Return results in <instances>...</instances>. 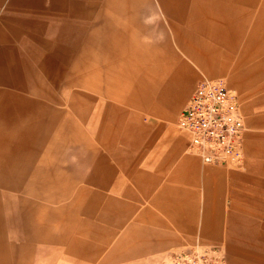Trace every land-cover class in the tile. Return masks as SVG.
<instances>
[{"label":"rangeland","instance_id":"1","mask_svg":"<svg viewBox=\"0 0 264 264\" xmlns=\"http://www.w3.org/2000/svg\"><path fill=\"white\" fill-rule=\"evenodd\" d=\"M80 1L83 18L66 24L70 36L60 45L63 24L49 23L57 16L0 0V264H264V239L256 246L235 233L222 204L221 217L206 220L214 235L203 233L217 171L225 188L234 182L255 196L264 188V65L250 70L258 58L245 59L241 44L205 36L211 58L184 54L172 26L189 24H168L157 0L113 8ZM15 13L34 23L10 21ZM240 25L264 34V24ZM167 39L177 55L161 50ZM156 45L163 59L147 69L140 53ZM180 72L191 80L173 110L162 94ZM201 79L237 92L245 120L240 163H206L187 148L178 115ZM96 175L109 178L107 187ZM234 209L264 219L250 201ZM137 225L164 231L165 241L114 255L121 239L122 248L148 240Z\"/></svg>","mask_w":264,"mask_h":264},{"label":"crops","instance_id":"2","mask_svg":"<svg viewBox=\"0 0 264 264\" xmlns=\"http://www.w3.org/2000/svg\"><path fill=\"white\" fill-rule=\"evenodd\" d=\"M142 0H135L137 7L140 6ZM161 7V10L168 15V24H189V30L184 29L181 26H172L173 30V41L176 45L182 48V52L188 56L211 58L213 56V50L203 44V36L208 37L223 44H229L236 46L241 44L245 59H256L250 70L256 69L260 65H264V34L259 33L258 27H251L245 29L244 25L240 24H264V0H157ZM11 5L16 7H29L33 11L41 12L48 16L51 21L53 16H57L59 21L56 19L50 24H63L61 28V37L59 44L61 45L70 36L67 31L70 27L66 24H80V18H83L81 13L83 8V2L80 0H10ZM128 0H90L88 4L90 7L105 6L107 8H113V6H126ZM76 8V9H75ZM121 12V11H120ZM10 21L15 22H33V16H22L20 14H11L9 16ZM112 19L104 17L103 22L107 23ZM134 20V19H133ZM94 22V21H93ZM239 24V25H236ZM59 27V26H57ZM192 45L194 49H191ZM161 50H168L170 54H173L172 42L168 39L161 44ZM170 46V47H169ZM59 48H57L58 50ZM145 54L140 53V57L147 56L146 59L147 69L152 67V64L157 63L160 59H163L159 45L156 47H147ZM171 50V51H170ZM157 51V52H155ZM173 52V53H171ZM181 52V53H182ZM249 53V54H246ZM176 54V53H174ZM177 55V54H176ZM198 55V56H197ZM161 57V58H160ZM211 67L213 63L210 64ZM181 69L185 70L189 68L185 59L181 61ZM264 69L260 70L263 72ZM210 76H215V72L211 70ZM193 74V72H191ZM259 73V72H258ZM191 75L189 73H179L176 80V85H173L171 91H165L162 94L164 101L168 102L172 109L179 107L180 102L185 97L188 87L190 85ZM172 82V83H173ZM171 83V85H172ZM264 88V82L260 85ZM120 113H123L120 110ZM172 117L173 111L165 114L166 122L165 126L169 130H172ZM101 163L104 162V158L99 160ZM184 164H189L187 160L183 159ZM100 163V164H101ZM191 165V164H190ZM193 172L198 171L196 165L191 167ZM223 172L217 171L213 176L212 181L218 180L219 183L216 186H210L212 194L208 197L206 202L204 201L205 208V226L203 233L205 236L212 237L209 230V225L206 220L209 219L211 214L221 217V204L227 209L231 225L234 228V232L241 234L242 236L249 238L250 244L256 245L259 243L258 238L264 239V219L257 220L250 218L244 214L235 211L234 206L244 201H250L254 204L261 212L264 213V188L257 187L260 190L258 196L253 194H245L244 191H240L239 186H235L234 182L230 183L226 188L221 180ZM95 183H101L103 187H107L109 178L105 176L103 180L99 179L98 175L93 178ZM264 186V182H263ZM227 190V193L220 197L221 192ZM192 193H195L194 191ZM223 202H220L222 201ZM191 214L194 213V209L188 211ZM261 215H264V214ZM213 215V216H214ZM192 217V216H191ZM210 220V219H209ZM221 220V219H220ZM220 220L217 222L219 223ZM190 228L192 222H188ZM138 234H149L148 240L141 242L140 244L132 245L133 248H122L123 240L121 239L116 248L113 250V254H129L139 248L151 247L156 243L164 242L166 237L165 232L159 229H153L148 227L135 226ZM260 244L264 246L263 243ZM236 264H245L246 261L241 259H235Z\"/></svg>","mask_w":264,"mask_h":264},{"label":"built area","instance_id":"3","mask_svg":"<svg viewBox=\"0 0 264 264\" xmlns=\"http://www.w3.org/2000/svg\"><path fill=\"white\" fill-rule=\"evenodd\" d=\"M187 148L206 163L243 160L245 120L235 89L225 82L201 79L178 115Z\"/></svg>","mask_w":264,"mask_h":264},{"label":"bare ground","instance_id":"4","mask_svg":"<svg viewBox=\"0 0 264 264\" xmlns=\"http://www.w3.org/2000/svg\"><path fill=\"white\" fill-rule=\"evenodd\" d=\"M170 47V46H169ZM171 51V50H170Z\"/></svg>","mask_w":264,"mask_h":264}]
</instances>
